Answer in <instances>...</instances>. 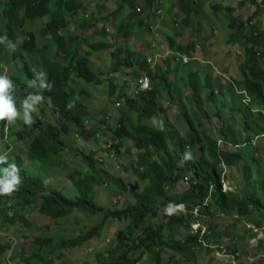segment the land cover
<instances>
[{
    "label": "rangeland",
    "instance_id": "obj_1",
    "mask_svg": "<svg viewBox=\"0 0 264 264\" xmlns=\"http://www.w3.org/2000/svg\"><path fill=\"white\" fill-rule=\"evenodd\" d=\"M120 2L121 0H77L80 6L73 12L75 16L72 15L70 24L66 27V32L72 36L71 39H69V36L65 38V43L70 52L74 49L80 54L87 50L90 51L89 43L93 42L108 44L100 50L91 49L88 56L90 64L96 70L102 72L103 81L97 85H85L87 91L82 92L84 97L83 117L88 116L93 119V122H97L101 117L108 115L112 123L118 121L117 117L123 111H128V109L123 106V103L119 107L114 106L115 99L120 92L129 95L132 93L136 77H134V67H127L124 62L119 64L118 69L114 72H111L112 66L116 64L119 57H124L127 51L135 53L137 56L152 53V42H157L155 52L165 50V44L168 43L167 36L170 35L175 36L178 42L195 39L197 46L195 45L192 56L188 57L186 62L182 58L183 54L179 55L177 53L168 54L158 62L160 71L156 73H163L165 77L162 84L166 86L165 83L171 82V86L159 85L161 95L158 105L165 111L162 117H166L167 123L174 130L173 138L168 134L166 149L162 152V156L168 158L173 154L176 141L175 135L179 137L185 135L186 128L183 114L196 116L197 120L194 119L195 125L200 122L205 131L215 138H221L218 130L222 125L221 119L223 117L233 124V131L240 134L243 137L242 140L246 136L247 139L253 138L255 135L253 127L256 126L253 123V118L249 117L250 120L247 123L251 125L250 129H244L243 116L240 113L231 114L228 105L232 104H229V102L223 105V95L220 92L222 88L218 87L217 83L219 82L217 81L226 79L224 76L226 73H229L228 78L233 80L244 79L246 75L244 68L245 55L242 52L244 44L241 42H227V38L234 29L229 27L230 15L227 14L224 6L228 4L233 9V14L238 16L239 21H241L242 18L251 16V6L254 7V3L251 1L244 2L243 0H196L195 15L188 25H184L180 22L182 16L175 14L177 12L175 0H155L152 7L161 8V15L137 13L133 19L128 17L129 11H132L133 8L124 5L122 9L116 10ZM145 3L144 0L135 1V5L143 6ZM168 8L170 9L169 12L166 11ZM83 10L89 11V17L86 20H83L80 16ZM141 17H146L149 23H154L155 28L147 29L143 26L139 28L138 19ZM45 20L44 17L26 21L23 29L35 33L39 46L46 42V51L52 57L57 51L56 42L51 37L41 36L38 32ZM255 21L257 23L256 19ZM103 29L104 34L102 33ZM125 29H128L127 34H124ZM3 36L4 32L0 24V37ZM24 36L25 32L23 31L17 38L15 45ZM117 49H121V51H117ZM11 54L12 49L4 44L0 53V75L7 76L15 85L13 95L16 107L22 117V101L29 94H37L36 87L28 86L31 79L24 71V61L20 57L12 59ZM60 54H64V52L60 51ZM29 66L36 74L42 71L35 63H30ZM190 70L197 71L199 80H202L203 75L207 74L214 86L200 89L202 94L198 96V93L188 84ZM109 78L113 79L117 86L116 91L111 96L108 88ZM73 81L74 89L75 91L78 90L77 95H79L83 83L78 81L76 77L73 78ZM211 88L214 91L213 100H207L206 94ZM166 89L170 91V94L174 97L173 99H170ZM244 100L247 101V98ZM233 101L235 102V100ZM37 107L38 111L32 113L34 123L31 126L34 127L35 131L39 129L36 126L37 119L43 120L45 124H55L56 119L49 106L45 104V99ZM42 115H45L46 118H42ZM254 115L255 119L261 117L263 118L261 122L264 120V116H259L258 112H254ZM156 118L158 123L162 122L160 116ZM23 125L28 126L23 123L22 118H18L12 123L0 122V156H6L9 163H15L17 157H20L21 167L28 173L38 174L51 186L61 188L66 196L76 197L77 188L72 184V176L89 171L80 153L96 152V141L91 137L82 139L77 137L75 135L76 127L70 125L67 132L61 133L63 140L61 151L55 156L50 155L42 162L31 156L28 140L20 139L16 135V130L21 129ZM255 136V145H243L244 148L242 149L245 153L238 164L231 167L224 166L225 186L222 187L238 193L252 191L259 195L264 203V136ZM238 149L240 148L238 147ZM117 150L120 165L118 168H115V164L109 161L104 164L97 162V166L103 167L115 177H120L128 188L140 191L146 183V179L140 178L134 172L133 165H135L138 150L133 147L129 138L121 140L117 145ZM196 150V147L193 149L187 148L184 155L190 154L192 158L198 153ZM194 151L196 152L194 153ZM201 157L207 162L205 153L201 152ZM152 158L149 157L147 160L150 161ZM182 164L183 160L180 159L178 165L181 166ZM5 166L7 164H0V168H5ZM245 166L250 170L248 175L244 173L243 167ZM182 187L179 181L175 185L178 192L183 191L184 187ZM94 196L97 204L118 209L134 201L133 194L130 191H121L107 180H102V183L95 188ZM6 197L8 199L3 197L1 207L8 215L15 212L17 216L14 222L0 221V244L8 243L10 245L7 251L0 254L1 264H96L95 253L105 251L110 245L115 247L118 245L119 247V245L128 244V241L125 240L127 236L126 229L129 224L128 218L121 220L114 218L102 219L101 214L72 210L66 216L55 219L39 213L35 207L14 209L11 204L13 202L12 197ZM251 207L250 214L240 217L239 220L231 216L217 215L213 218L207 217L205 219L207 223H204L201 219V221H192L189 226H182L176 237L183 238L195 229L193 225L200 222L205 227V232L209 231L212 242H217L220 245L211 249H218L221 253L224 250L226 252L237 251L239 264H260L264 259V215L253 206ZM165 212L162 208H159V217L162 218ZM25 220L30 224L27 225ZM102 220L104 221L99 233L94 237L82 243L63 245L65 241L78 239L79 236L86 234L92 226ZM258 222H260V226H258ZM213 227L215 229L222 228L217 231V235H211ZM38 236L46 237L49 243L44 246L36 244L34 239ZM118 237L119 241H117ZM206 248L208 247L200 246V249L197 250V261L201 264L220 263L225 259V257L216 256L215 251L209 253ZM36 251H40L41 255L43 253L45 259L50 260V262L43 261L40 256H32ZM23 257L30 258L24 260ZM175 258L163 263L177 264V259L181 258ZM152 261L151 255L145 253L135 264H152Z\"/></svg>",
    "mask_w": 264,
    "mask_h": 264
},
{
    "label": "trees",
    "instance_id": "obj_2",
    "mask_svg": "<svg viewBox=\"0 0 264 264\" xmlns=\"http://www.w3.org/2000/svg\"><path fill=\"white\" fill-rule=\"evenodd\" d=\"M135 1L121 0L116 10L122 9L124 5L133 8L128 13L129 19H133L137 14L135 7L141 6L135 5ZM144 1L146 3L141 6L139 13L150 15L149 11L155 0ZM243 1L255 2V0ZM260 1L264 5V0ZM196 3V0H175L177 11L175 14L182 16L180 22L184 25H188L195 15ZM79 6L77 0H0V24L4 36H7L8 41L15 45L20 34L23 31L25 32V36L15 45V49H12L11 58L20 57L24 61V71L31 80L35 79L37 74L31 70L29 64H37L42 70L41 72L46 73V82H51L54 85L51 91H41L37 83L35 91L44 97L45 104L49 106L56 119L55 124H45L43 120L37 119L36 126L39 128L37 131L32 126L23 125L21 129L15 132L20 139L28 140L31 156L42 162L50 155L55 156L61 151V148H63L61 133L67 132L70 125L78 127L79 132L83 135L86 134L84 135L86 137L87 134L93 135L97 128L93 125L90 130L85 131L81 127V121L84 118L82 92L87 91L85 85H97L103 81L102 72H99L90 64L88 56L91 49L100 50L108 44L93 42L89 43L90 51L87 50L80 54L74 49L70 52L65 43V38L69 36V39H71L72 36L66 32V27L70 24L72 15L75 16L73 12ZM224 8L227 14L230 15L229 27L234 29L227 38V42H241L244 44V68L247 76L242 81L244 86L239 89L242 90V93L236 94L235 97L239 100L238 111L243 116V127L247 130L251 127L250 124V126L247 124L251 118L250 115L254 113L252 105L259 104L264 107V86L262 85L264 80L262 66L264 54L260 56L255 54V46L264 41V31L258 30L257 35H255L253 29L256 27L258 29L257 25L245 29L243 23L238 21V16L233 14V9L228 4ZM166 11L169 12L170 9L168 8ZM44 17L46 20L38 32L41 36L51 37L56 42L57 51L52 57L46 51V42L39 46L35 33L23 29L26 21ZM82 18L83 20L87 19ZM138 23L139 28L143 26L148 29L149 22L146 17L139 18ZM176 24L178 23L176 22ZM127 32L128 29H125L124 34H127ZM102 33H105L104 29ZM167 42L174 53H186L191 56L195 50V39L178 42L175 36L169 35L167 36ZM4 44L8 45L7 42L0 44V53ZM60 51H63L64 54H60ZM117 51H121V49H117ZM147 55L137 56L135 53L127 51L124 57L117 59L111 72L117 70L118 65L124 62L127 67H134L133 72L136 79L144 73L149 75L151 89L141 92L139 95H134L133 92L130 95L125 92L118 93L114 106L118 107L123 103V106L128 109V111H123L117 117L118 121L116 123H120V127L107 126L111 118L104 119L105 116L99 119L98 122L104 124L106 133L112 134L114 139L129 138L133 147L138 150L136 162L133 166L136 175L146 179L142 189L135 191L133 188H128L120 177L109 174L101 166L98 167L97 162L102 163L104 157L91 151L80 153L89 171L72 176V184L77 188L76 197L66 196L61 188L51 186L40 175L28 173L21 167L20 157H17L15 163H6L7 166L8 164H15L20 169L19 176L21 179L19 190L7 196L12 197L13 202L11 204L14 209L35 207L39 213L55 219L66 216L72 210L101 214L102 219L114 218L121 220L128 218L129 224L125 239L128 244L119 245V247L118 245L116 247L110 245L105 251L95 253L96 264H135L145 253L153 258L152 264H162L169 259H176L175 257L181 258L177 259V264H201L197 261V250L200 249L202 240L211 244L219 243L212 242L209 231L201 234V228L199 227L183 238H177L176 235L182 226H189L192 221L202 220L207 223L205 221L207 217L213 218L217 215L231 216L239 220L240 217L250 214L251 206L264 215V203L259 195L252 191L238 193L222 189V182L225 177L224 166H235L242 160L245 153L242 144L250 139L245 137L242 140L233 131V124L228 119L222 118V125L218 130L222 142L218 143V138L206 132L200 122L195 125L194 119L197 120L196 116L187 113L188 115L183 114L186 128L185 135L183 137L175 135L176 141L173 154L168 158L163 157L162 152L166 149L168 134L173 138L174 130L167 123L166 117H162L165 111L158 105L161 95L159 85H163L164 74L156 73L160 71L158 65L154 69L149 68L148 63L145 61ZM167 68L169 69L168 64ZM75 77L83 83L79 95H77L78 90L75 91L74 89L73 78ZM211 82L207 74H204L202 80H199L197 71H189L188 84L198 93V96L202 94L200 89L214 86ZM165 85L171 86V82H167ZM217 85L219 88L221 87L219 83ZM230 85L232 86L231 82ZM108 88L109 95H113L117 89L113 79H108ZM166 90L170 99H173L170 91ZM220 92H222V89ZM213 94L214 91L211 88L206 94L207 100H213ZM49 98H51L50 102ZM244 98H247V101L243 100ZM70 102L74 106L69 110L66 106ZM231 111H234V109L231 108ZM255 112H258L259 116H263L261 111ZM206 114L208 115V113ZM159 116L162 118L160 123L156 118ZM42 118H46L45 115H42ZM253 123L257 125L256 121H253ZM104 126L100 127L98 131ZM253 129L257 131L256 126ZM261 130L264 131L262 126ZM263 131H257L256 133L259 134ZM194 147L197 148L198 153L191 159H185L186 149H193ZM201 152L205 153L207 162L202 159ZM149 157L153 158L148 161ZM180 159L183 160L181 166L178 165ZM243 169L246 175L250 173L248 167L245 166ZM185 177L190 180L189 186L182 187L183 191L181 192L176 191V183L179 181L181 184ZM102 180L109 181L111 185H115L121 191H130L133 194L134 201L120 209L103 207L97 204L94 190L102 183ZM3 197L8 199L6 196H0V221L14 222L17 214L14 212V214L8 215L5 212L4 208L1 207ZM179 203L185 206L184 210L174 209L170 214L165 212L167 207ZM198 206L199 208H197ZM194 207L197 208V213H193L192 209ZM159 208H162L165 212L162 218L158 214ZM21 219L23 218L21 217ZM103 221L92 226L86 234L79 236L78 239H70L65 241L63 245L82 243L94 237L99 233ZM25 223L30 224L26 220ZM257 224L260 226V222ZM211 235H217L215 227L212 228ZM117 241H119V237ZM34 242L44 246L49 243V240L46 237L38 236L34 239ZM9 248L8 243L0 244V254ZM206 249L213 252L211 248ZM233 252L235 251L233 250ZM32 256H40L43 261L50 262V260L45 259L43 253L41 255L40 251H36ZM28 258L30 257H23L24 260ZM260 264H264V259Z\"/></svg>",
    "mask_w": 264,
    "mask_h": 264
},
{
    "label": "clouds",
    "instance_id": "obj_3",
    "mask_svg": "<svg viewBox=\"0 0 264 264\" xmlns=\"http://www.w3.org/2000/svg\"><path fill=\"white\" fill-rule=\"evenodd\" d=\"M135 11H136V9H135ZM150 11H149L150 15L154 14V13H150ZM139 12H137V13H139ZM80 16L84 17V18H88L89 17V11L83 10ZM248 20H252V18L248 19L247 17H245V18L241 19V22L243 23L245 29H248L250 27L248 24L246 25ZM253 20L255 21V18ZM238 21H239V19H238ZM154 25H155L154 23H149L148 29H152V28H150V26H154ZM254 25H255V27L257 25L260 28V26L256 23V21H255ZM106 30H108V28H106ZM5 42H7L9 48H11L13 50L15 49V45L11 41H8L7 36L0 37V44H3ZM156 46H157V42H152V45H151V47H152V49H151L152 51L151 52L152 53L148 54L145 57V61L148 63V66H149L150 69H154L155 66L158 65V62L161 59H164L168 54H171V53L175 54L169 48L168 43L165 44V50H162L161 52H155V50H157ZM177 54H179V55L183 54L182 58H183V60H185V62L187 61L188 57L190 58L192 56V55L188 56L185 53H179V52H177ZM158 55H160V56H158ZM148 57H151L154 60L153 64H151V63H149L147 61ZM184 58H186V59H184ZM147 76L150 78L149 75H147ZM137 79H136V82H137ZM46 81H47L46 73L45 72H40V73H38L36 75L35 79L30 80L28 82V86L29 87H37V83H38V88L41 91H44V90L51 91L54 85H53V83L46 82ZM136 82H135V85H134V88H133L132 92H133L134 95H139L141 92H144V91H140L138 93H135V87L137 85ZM150 86H151V84H150ZM14 88H15V85L13 84V82L7 76L0 75V122L7 121L8 123H12L15 120H17L18 118H22L24 124H26L28 126H31L34 123V120L32 118V113L38 111V107L37 106L43 101L44 97L41 94H29V95H27L26 98L22 101L23 115L21 117V113L16 107V102H15L14 95H13ZM150 89H151V87H150ZM50 100H51V98H49V102H50ZM73 106H74V104L72 102H70V103L67 104L66 107H67V109L70 110ZM106 118H110V117L108 115H106L104 117V119H106ZM86 120H87V122H85ZM99 121L100 120H98L97 122H93L92 118H90L88 116H84V118L81 121V127L85 131L90 130L93 125H95L97 127L95 132H94V134L93 135L87 134V137H91L92 139H94L96 141V143H97L96 153H97L98 156L104 157V160L102 161V163L104 164L105 162L109 161V162L115 164V166H116L115 168H118L120 165H119V159H118L117 145L120 143L121 140L114 139L112 137V134L109 135L108 133H106V130H105L106 127L104 126L103 123L99 124L98 123ZM102 126H104V127L101 130H99V132L101 133V136L99 138L95 137V133ZM107 126H112V127L114 126L116 128V127H120V123H116V122L112 123V120H110L107 123ZM75 129H76L75 135L77 137H79L81 139L82 138H86V136H84L86 134H84V135L81 134L79 132L78 127L75 128ZM262 135L264 136V133ZM251 140H249V142L243 143V145L247 144V143L249 144ZM253 140L255 142V138H253ZM106 141H109L110 147L104 149L102 147V145ZM220 142H222V140L219 138L218 139V143H220ZM104 150L106 152H113L114 155H115V159L112 160V159H109L105 155H101ZM184 158L185 159H191V156H190V154H187V155H185ZM6 163H7L6 156H0V164H6ZM19 171H20V169L15 164H8V166L6 168H0V196L11 195L14 191H18L19 190V185L21 183V179H20V176H19ZM224 174H225V169H224ZM167 208H169V207H167ZM167 214H170V213L167 212ZM198 224L201 225V223H198ZM201 246H203V245L201 244ZM203 247H205V246H203ZM206 247H208V246H206ZM208 248H211V247H208ZM213 251H215V250H213Z\"/></svg>",
    "mask_w": 264,
    "mask_h": 264
},
{
    "label": "built area",
    "instance_id": "obj_4",
    "mask_svg": "<svg viewBox=\"0 0 264 264\" xmlns=\"http://www.w3.org/2000/svg\"><path fill=\"white\" fill-rule=\"evenodd\" d=\"M136 11L137 12H139V11H141V7L140 6H137L136 8ZM151 11H152V13H154L155 15H161L162 14V9L161 8H159V7H152L151 8ZM254 23H255V21L252 19V20H248L247 21V23H246V25L248 24L250 27L251 26H254ZM263 26V27H262ZM262 26L260 27V28H254L253 29V33L255 34V35H257V31L258 30H260V31H264V23L262 24ZM150 28H152V29H154L155 28V25L154 26H150ZM264 35V34H263ZM255 54H256V56H260V55H262V54H264V41H262L260 44H258V45H256L255 46ZM158 56H160V55H158ZM184 59H186V58H184ZM147 61L149 62V63H151V64H153L154 63V60L151 58V57H148L147 58ZM137 85H136V87H135V93H138V92H140V91H146V90H149L150 89V78L147 76V74H142V75H140L139 77H138V79H137ZM85 122H87V120L85 121ZM101 136V133L99 132V131H97L96 133H95V137H97V138H99ZM250 143L252 144V145H254L255 144V142H254V140L252 139L251 141H250ZM102 147L105 149V148H109L110 147V143H109V141H106V142H104L103 143V145H102ZM101 155H105V156H107L109 159H115V155H114V153L113 152H106L105 150L102 152V154ZM225 181H223L222 182V186H225V183H224ZM189 183H190V180H189V178L188 177H185L182 181H181V184H182V186L185 188V187H188L189 186ZM222 189L223 190H227L226 188L224 189L223 187H222ZM174 209H178V210H183V209H185V206L183 205V204H177V205H174V206H171V207H169V208H167V212L168 213H171ZM192 211H193V213H197L196 211H197V208L196 207H194L193 209H192ZM195 228H197V227H199V228H201V234H203L204 232H205V227L201 224V225H199V224H196V225H193ZM203 246H208V247H211V248H217V247H219L220 245H218V244H211V243H206L205 241H203L202 240V243H201ZM215 254H216V256H218V257H225V259H223L220 263H217V262H211L210 264H239V262H238V257H237V255H238V252L237 251H235V252H226L225 250L221 253L218 249H216L215 250Z\"/></svg>",
    "mask_w": 264,
    "mask_h": 264
},
{
    "label": "crops",
    "instance_id": "obj_5",
    "mask_svg": "<svg viewBox=\"0 0 264 264\" xmlns=\"http://www.w3.org/2000/svg\"><path fill=\"white\" fill-rule=\"evenodd\" d=\"M250 12L252 13L250 18H252V19L255 18L257 20V23L259 24V26H261L264 23V5H263V3L260 0H256L254 2V7L251 6V11ZM242 52H243V50H242ZM262 66H263V69H264V63H263ZM228 75H230V74L226 73L224 75L226 79H222V80L219 81V85L222 88L221 94L223 95L222 96L223 97L222 98V103H223V105H226V102H229V104H232V105H228L231 114L232 113L233 114L240 113V111H238V107L240 106L239 100L235 96H236V94L242 93V90H239V89L244 86L242 81L246 78L247 75L244 76L245 77L244 79L241 78V79H234V80L231 79V78L229 79ZM230 82L232 83V86L230 85ZM262 85L264 86V80L262 82ZM233 100H235V102ZM234 104H236V105H234ZM231 108L234 109V111H231ZM252 108H253L254 112L255 111H261L262 115L264 116V107L263 106H260L259 104H254V105H252ZM250 117L253 118V121L257 122V125H256L257 131H263V130H261V126L264 128V120L261 122V119H263V118L257 117L256 120H255L254 113L252 115H250ZM257 131H255V133H254L255 135L263 136L262 134L264 133V131L262 133H259V134L256 133ZM235 134H237V136H239V137H241V139H243V137L240 134H238L237 132H235ZM255 135H254L253 138H255V140H256V136ZM253 138L251 137L250 140L253 139ZM247 142H249V141H247ZM221 228L222 227L217 228V231H219V229H221ZM209 253H212V251H210Z\"/></svg>",
    "mask_w": 264,
    "mask_h": 264
}]
</instances>
